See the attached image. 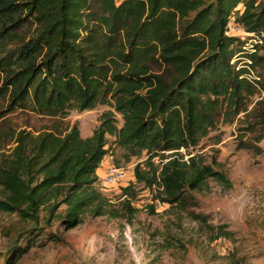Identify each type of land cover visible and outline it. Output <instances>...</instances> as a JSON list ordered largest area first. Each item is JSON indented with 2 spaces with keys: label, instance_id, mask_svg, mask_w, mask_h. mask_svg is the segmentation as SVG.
I'll list each match as a JSON object with an SVG mask.
<instances>
[{
  "label": "trees",
  "instance_id": "16d2710c",
  "mask_svg": "<svg viewBox=\"0 0 264 264\" xmlns=\"http://www.w3.org/2000/svg\"><path fill=\"white\" fill-rule=\"evenodd\" d=\"M231 16L251 35L227 33ZM262 39L264 0H0V118L20 110L50 120L36 133L11 129L12 146L0 152V212L20 224L3 264L60 241L44 232L54 223L66 231L88 216L132 223L136 184L150 192L151 213L165 205L209 243L234 241L226 224L194 211L193 192L209 180L231 188L214 147L219 122L235 124L239 149L262 151ZM100 105L108 109L89 136L66 121ZM107 156L118 167L143 157L115 203L97 187ZM223 259L249 264L235 248Z\"/></svg>",
  "mask_w": 264,
  "mask_h": 264
},
{
  "label": "rangeland",
  "instance_id": "374dc122",
  "mask_svg": "<svg viewBox=\"0 0 264 264\" xmlns=\"http://www.w3.org/2000/svg\"><path fill=\"white\" fill-rule=\"evenodd\" d=\"M258 40V37H253L249 43ZM4 107L5 100L0 98V111ZM106 109L107 106L100 105L92 110H72L66 121L69 124L77 122L81 135L86 137ZM117 117L120 125V117ZM49 123L47 118L20 110L1 117L0 152L8 153L12 146L9 139L11 129L36 133ZM218 125L221 142L214 147L218 150L219 168L228 176L231 188L225 191L215 181L209 180L207 189L193 192L198 204L193 209L206 214L213 224H226L234 232V241L221 239L209 243L208 238L196 229L194 221L184 217L180 223L165 205L157 203L154 213H151L147 208L152 203L150 192L142 184H136L137 196L132 206L137 213L132 223L88 216L82 225L69 231L54 223L44 232L56 233L60 241H44L42 246L31 249L17 264H225L223 258L231 248L245 254L249 264H264V140L259 143L260 154L239 149L235 124L222 125L219 122ZM202 143L205 147L198 149L209 156L213 145L209 141ZM142 159L120 164L125 169L121 182L111 186L97 182L98 189L107 200L115 203L121 199V186L135 181L132 168ZM106 160L109 164L113 163L109 156ZM19 225L16 216L0 212V252L10 246ZM2 228L7 233L11 232V236L3 235ZM178 240L185 245L184 249L180 248ZM0 264H3L2 255Z\"/></svg>",
  "mask_w": 264,
  "mask_h": 264
},
{
  "label": "built area",
  "instance_id": "2783aa9c",
  "mask_svg": "<svg viewBox=\"0 0 264 264\" xmlns=\"http://www.w3.org/2000/svg\"><path fill=\"white\" fill-rule=\"evenodd\" d=\"M228 32L231 34H237L239 36L251 35L246 32L244 28L234 20V16L230 17L228 22ZM233 63V60L231 61ZM125 177V169L123 167L114 166L112 164H105L101 174L98 177V181L102 185L111 186L121 182Z\"/></svg>",
  "mask_w": 264,
  "mask_h": 264
},
{
  "label": "crops",
  "instance_id": "0c3cea01",
  "mask_svg": "<svg viewBox=\"0 0 264 264\" xmlns=\"http://www.w3.org/2000/svg\"><path fill=\"white\" fill-rule=\"evenodd\" d=\"M105 164H109V163H107V160H106V158H105V160H104V163H102V164H101V166L99 167V169L97 170V172H98V175H100V174H101V172H102V170H103V167L105 166Z\"/></svg>",
  "mask_w": 264,
  "mask_h": 264
}]
</instances>
